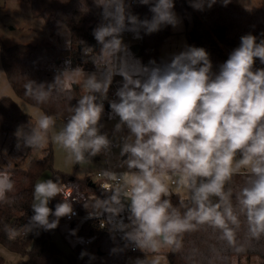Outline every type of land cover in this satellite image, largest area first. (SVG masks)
Instances as JSON below:
<instances>
[{
  "label": "clouds",
  "instance_id": "clouds-1",
  "mask_svg": "<svg viewBox=\"0 0 264 264\" xmlns=\"http://www.w3.org/2000/svg\"><path fill=\"white\" fill-rule=\"evenodd\" d=\"M139 2L150 5V20L127 13L125 0H95L106 21L93 31L101 49L95 55L91 47L83 52L97 69H104L102 78L86 75L80 67L65 68L48 84L25 77V95L36 105L65 99L68 115L56 130V117L38 112L34 124L30 120L15 135L32 152L55 144L65 153L66 164L84 165L110 154L113 141L101 134L100 121L113 77L121 75L118 99L110 101V108L119 118L114 136L127 130L115 145L120 157H126L119 165L126 171H100L99 186L106 198L93 194L84 207L91 209L90 216L103 212L118 217L124 202L130 201L129 222L113 224L112 230L123 232V239L145 254L137 264H167L165 254L183 252L185 235L192 233H204L215 243L209 246V256L192 248L190 264H228L227 253H244L264 241V68L253 70L257 58L264 64V39L257 43L252 34L242 36L218 74L212 72L204 48L189 46L170 62L151 61L153 67L134 76L123 60L116 63L117 54L126 50L121 39L126 20L133 30L143 28L148 34L178 23L174 0ZM230 2L222 0L224 6ZM215 3L191 0L200 11ZM74 85L79 98L73 95ZM7 92V87H0V98ZM73 99L75 105L70 103ZM237 175L245 177L242 185L234 184ZM173 195L179 197V206L173 205ZM58 196L62 199L53 211L49 203ZM17 199L12 172L7 166L0 168V205H14ZM82 200L77 184H65L59 177L40 180L33 187L28 224H4L3 231L15 241L32 232L38 235L39 229L53 230L60 218L74 215L73 201ZM231 264H236L235 256Z\"/></svg>",
  "mask_w": 264,
  "mask_h": 264
},
{
  "label": "trees",
  "instance_id": "trees-1",
  "mask_svg": "<svg viewBox=\"0 0 264 264\" xmlns=\"http://www.w3.org/2000/svg\"><path fill=\"white\" fill-rule=\"evenodd\" d=\"M22 1L30 4L34 17L42 18L46 22L51 35L59 33L60 29L65 27L68 31L69 45L58 47L47 43L2 44L1 58L6 75L20 98L40 107L48 115L67 119V101L65 99L36 105L25 95L24 83L26 78L37 83H52L54 77L62 71L63 66L80 67L83 71L97 69L91 56H84L81 53L79 45L82 44L84 47L91 45V40L94 38L92 26L94 27L101 19L102 8L96 6L95 0ZM83 8H87V11H82ZM149 8L150 5H143L139 0H131L127 4L128 13L136 15L140 20L151 19L153 14ZM177 10L191 14V21L187 23L185 30L189 46L206 50L214 74H218L220 66L229 58L231 52L240 46L242 36L252 34L257 37V43L264 39V10L262 9L249 11L231 2L224 6L222 0H217L213 7L197 11L191 6V0H174L173 11ZM140 32L141 56L144 64L153 67L150 62L155 61L158 65L159 48L170 36L171 25L162 26L159 31L151 34L146 33L143 28H140ZM260 64L257 58L253 70L260 69ZM261 65L264 68V64ZM73 95L79 98L81 95L79 87H73ZM76 102V99H73L70 103L75 105ZM30 120L34 124V119L24 113L18 102L12 97L0 98V132L16 133L18 128L22 126L26 128ZM28 150L30 151V148ZM53 162L54 157L50 143L45 156L41 159H32L26 168L16 166L9 169L16 181L18 199L14 205H0V243L25 258L19 264H123L125 259L123 246L117 245L112 236L100 226L98 219L92 216L84 218L78 227L71 221L73 232L84 239L77 242L71 252L63 251L53 240L50 231L43 229L38 230V235L36 232H32L25 238H18L15 241L7 239L3 231L4 224L13 227L24 226L28 224L33 215L31 209L33 187L44 169L52 168L53 180L59 177L60 181L64 183L76 181L84 193L89 194L92 192L91 190L98 191L97 187L89 185V178H80L54 169ZM0 168L3 167L0 165ZM233 179L235 185H242L245 177L237 175ZM98 192L101 199L105 198V193ZM92 195L93 192L79 204V211L82 215H90L91 209L85 208L84 202L89 200ZM61 199L58 196L50 201L49 205L53 211ZM172 203L174 206H179V197L173 195ZM51 219H55V217L50 216ZM65 219L66 217H62L59 222ZM86 239L90 240L89 245H85ZM184 243L183 252L167 253L169 264H190L187 257L192 248H197L204 256H209V246L215 241L210 240L204 233H192L185 235ZM113 249L116 250L113 251ZM81 252H87L88 255L81 258ZM227 255L229 256L228 264H231V258L234 255L238 257L257 255L262 260L261 264H264V241L244 253L229 252ZM0 264H4L2 256H0ZM203 264H206V261Z\"/></svg>",
  "mask_w": 264,
  "mask_h": 264
},
{
  "label": "rangeland",
  "instance_id": "rangeland-1",
  "mask_svg": "<svg viewBox=\"0 0 264 264\" xmlns=\"http://www.w3.org/2000/svg\"><path fill=\"white\" fill-rule=\"evenodd\" d=\"M231 3L237 4L241 8H246V5L251 9L264 10V0H231ZM207 8L208 7L205 5L204 9ZM175 14L177 16L178 23L176 27L171 26L172 32L170 36L161 44L159 48L158 65L163 64L164 62H170L174 54H178L189 47V42L185 30L187 27V23L191 21V14L189 12L184 13L181 10L175 11ZM126 30L130 31L129 35H124L123 32ZM124 31L121 33V39L123 44L125 45L126 50L122 53L117 54L116 63L119 66L121 60H123L126 66V70L130 74H133L135 76L138 72H142L145 67H151L145 65L143 62V57L136 55L132 50V47L135 44L140 43V28H136L135 30H133V26L126 20V28ZM68 37V31L65 27H62L59 33L51 35L46 22L42 18H37L32 15L30 4L28 2H24L22 0H0V72L6 74L1 58L2 44L11 45L15 43H47L53 44L58 47H67L69 45ZM65 67L66 66L62 67V71L65 69ZM261 68L262 65L260 64V69ZM84 72L86 75L96 73L94 71ZM3 73H0V87H7V96L12 97L15 101H17L22 111L30 115L35 121L37 113L43 112L42 109L20 98L10 84L7 75ZM118 76L123 79L121 75L118 74ZM118 122L119 118L113 116V114L111 113V109L108 111L107 116L101 118L100 123L103 125L100 130L101 134L106 133L109 139L113 141L114 146L112 147L110 154H101L93 157L90 163L84 165L66 164L65 153L63 152V150L59 149L55 144L50 142L54 157L53 168L66 172L68 174H73L80 178L87 177L89 178V185H91L93 181L97 182V185H99L98 172L100 171L110 170L117 174L126 171V167L122 168L119 166L122 161L126 159V157H120V149L115 145L119 143V136L126 135L127 130L125 129L124 133L116 134L114 136L115 124ZM63 123H66V119L56 117V130H59L60 127H62ZM50 143L44 150L40 152H32L31 148L29 151V147H25L22 141H18L15 133L0 132V165L2 167L7 166L9 169L16 166L26 168L32 159H41L45 156ZM18 144L20 145L19 147L17 146ZM52 177V168H46L39 175L36 182L45 179H52ZM65 184L78 185V183L74 180L66 182ZM91 191L95 196L101 199L100 195H98V191L100 190ZM80 192L86 196L85 199L89 197V194L92 193H84L82 190ZM80 203L81 201H79V204ZM129 214L130 213L126 206L125 210L118 216L119 220L126 221L128 223ZM107 215L110 218H115L111 217L109 214ZM87 217L88 215L83 214L82 217L79 218V220L77 219L76 221H72V224L76 223V227H78L81 221ZM49 231L55 243L65 252H71L77 242L84 240L73 232L71 222L67 221L66 219L64 221H60L55 229ZM108 234L112 236L117 245H122L119 242L117 236L110 233ZM148 255L150 258L152 254ZM165 255L167 257V264H169L168 254L166 253ZM0 256L4 258V264H19L23 260H25V258L20 253L9 249L1 243ZM234 256L236 264H261L262 261L261 258L257 255H252L249 257H238L236 255ZM145 258V254L141 250L131 252L129 254L125 253L123 264H137V261L143 260Z\"/></svg>",
  "mask_w": 264,
  "mask_h": 264
},
{
  "label": "built area",
  "instance_id": "built-area-1",
  "mask_svg": "<svg viewBox=\"0 0 264 264\" xmlns=\"http://www.w3.org/2000/svg\"><path fill=\"white\" fill-rule=\"evenodd\" d=\"M131 0H125V5H126V11H127V4L130 2ZM103 11V10H102ZM102 23H106V21L103 20L102 18V15H101V19L99 20V22L94 25L93 27V31L95 28H97L99 25H101ZM124 35H129L130 34V31H124L123 32ZM95 39V38H93ZM99 44V43H98ZM85 47H91L93 49V55L95 54H99L100 52V49H101V45L99 44V46L97 48H94L92 45H89V46H85ZM83 46L82 50H81V53L86 56L83 52V49L85 48ZM95 49H97V51H95ZM65 68H68L67 66ZM85 71H88V72H96L98 78H102V74H103V71L104 69L103 68H100V69H93V70H85ZM122 83H123V79L121 77L118 76V74L114 75L113 77V81H112V84L110 85L109 87V91H108V94H107V99L103 101V104H104V112L102 114V118L107 116L108 115V111L110 110L109 107H110V101L112 100H116L118 99L115 95L117 89L119 87L122 86ZM100 172H98V177H99V184L102 182V178L99 174ZM92 186H95L97 187L98 190H100L101 192L104 193L103 189H101V187L99 185H97V182H92L91 184ZM84 198L86 197L84 194H83ZM104 199V198H102ZM79 201H73V209H74V215H71L70 217L66 216V220L67 221H73L75 219H78V218H81L82 215L79 211ZM90 215H88L89 217ZM92 217H95L98 219L99 223H100V226H101V221H104L105 222V226L102 227L103 229H105V231H107L108 233L110 234H113L115 236H117V238L119 239V242L122 244L123 246V249H124V252L126 254H129L131 252H135V251H139L140 249L136 248V246L134 245V243L132 242H128L127 240L123 239V236H124V233L119 231V230H112V225L113 224H116V223H120V222H123V223H127L126 221H121L119 220V217H115V218H110L107 213H101L100 216H92ZM85 244L86 245H89L90 244V240L89 239H86L85 240Z\"/></svg>",
  "mask_w": 264,
  "mask_h": 264
},
{
  "label": "water",
  "instance_id": "water-1",
  "mask_svg": "<svg viewBox=\"0 0 264 264\" xmlns=\"http://www.w3.org/2000/svg\"><path fill=\"white\" fill-rule=\"evenodd\" d=\"M92 29H93V26H92ZM91 45L94 47V48H97L98 46H99V44H98V42L95 40V39H92L91 40ZM82 48H83V45L81 44V45H79V50L81 51L82 50ZM132 50H133V52L136 54V55H138V56H141V54H142V48H141V44L140 43H137V44H135L133 47H132ZM74 88H77L78 86H73ZM109 109H111L110 107H109ZM125 204H126V206L130 203V201H125L124 202Z\"/></svg>",
  "mask_w": 264,
  "mask_h": 264
}]
</instances>
